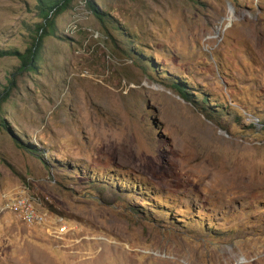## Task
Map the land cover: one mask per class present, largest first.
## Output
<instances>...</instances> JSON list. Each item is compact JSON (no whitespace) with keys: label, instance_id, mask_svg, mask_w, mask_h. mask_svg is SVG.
<instances>
[{"label":"rangeland","instance_id":"obj_1","mask_svg":"<svg viewBox=\"0 0 264 264\" xmlns=\"http://www.w3.org/2000/svg\"><path fill=\"white\" fill-rule=\"evenodd\" d=\"M38 5L0 0V52ZM52 27L31 68L0 57V208L24 189L67 231L0 213V264H264V0H70Z\"/></svg>","mask_w":264,"mask_h":264},{"label":"trees","instance_id":"obj_2","mask_svg":"<svg viewBox=\"0 0 264 264\" xmlns=\"http://www.w3.org/2000/svg\"><path fill=\"white\" fill-rule=\"evenodd\" d=\"M69 2H70V0H38L39 15L42 17L43 22L36 25V31L35 32L37 34V37L33 39L34 41L31 45V47L28 48L24 53L0 52V57H3L5 55L17 56L21 61V65L19 67V72L24 70V69L31 68L34 61L38 57V53L40 51L41 44H42V39L47 34L46 30L49 28H53L52 26L54 24V17L57 14L61 13L64 9H66V6L68 5ZM86 5L92 10V12L95 14V16L98 15V12L92 6L91 2L86 1ZM10 85H13V82H11ZM8 90H10V88H7L2 99L7 97ZM180 95L182 98H185V95L182 92L180 93ZM2 99H0V104H1ZM203 111H204V109H203ZM0 121H2V120H0ZM20 146L32 155H37V156L39 155V153L32 146L23 145V144H21Z\"/></svg>","mask_w":264,"mask_h":264},{"label":"built area","instance_id":"obj_3","mask_svg":"<svg viewBox=\"0 0 264 264\" xmlns=\"http://www.w3.org/2000/svg\"><path fill=\"white\" fill-rule=\"evenodd\" d=\"M0 213H11L29 226L43 227L47 231L55 229L54 231L61 235L67 231L61 220L54 218L47 211L40 210L24 189L5 196Z\"/></svg>","mask_w":264,"mask_h":264}]
</instances>
